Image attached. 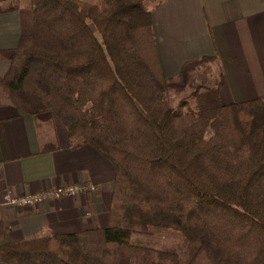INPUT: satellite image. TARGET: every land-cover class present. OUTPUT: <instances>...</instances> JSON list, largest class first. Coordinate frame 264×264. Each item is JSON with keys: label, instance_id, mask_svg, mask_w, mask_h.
I'll return each mask as SVG.
<instances>
[{"label": "trees", "instance_id": "trees-1", "mask_svg": "<svg viewBox=\"0 0 264 264\" xmlns=\"http://www.w3.org/2000/svg\"><path fill=\"white\" fill-rule=\"evenodd\" d=\"M143 1L29 0L18 11L0 85L36 100L70 140L112 165L114 179L106 228L1 244L0 262L181 264L131 242L155 227L193 246L185 264H264V101L223 105L218 70L194 111H175L165 93L216 58L187 62L165 80Z\"/></svg>", "mask_w": 264, "mask_h": 264}, {"label": "crops", "instance_id": "crops-1", "mask_svg": "<svg viewBox=\"0 0 264 264\" xmlns=\"http://www.w3.org/2000/svg\"><path fill=\"white\" fill-rule=\"evenodd\" d=\"M160 2L149 10L165 80L176 78L187 62L215 57L223 105L264 101V0ZM9 8L16 10L1 12ZM29 8V0H0V78L18 43V11ZM38 108L31 96L0 85V245L108 225L114 168L87 144L70 140L58 119ZM89 183L97 187L95 193L34 208L2 205L7 194Z\"/></svg>", "mask_w": 264, "mask_h": 264}, {"label": "rangeland", "instance_id": "rangeland-1", "mask_svg": "<svg viewBox=\"0 0 264 264\" xmlns=\"http://www.w3.org/2000/svg\"><path fill=\"white\" fill-rule=\"evenodd\" d=\"M158 1L159 0H144L143 4L144 7L149 10V8L155 5ZM101 2L102 0H92L91 3L100 4ZM217 77L218 69L216 63H205L190 72L185 87L180 90H170L165 93V97L169 105L175 111L182 113L192 112L195 107L196 95L204 92L206 89L212 88L217 80ZM95 188L97 190L96 186ZM131 242L135 245L173 252L176 254L181 264H185L187 262L193 250V246L187 242L179 232L158 229L155 227H148L143 233L133 235Z\"/></svg>", "mask_w": 264, "mask_h": 264}, {"label": "built area", "instance_id": "built-area-1", "mask_svg": "<svg viewBox=\"0 0 264 264\" xmlns=\"http://www.w3.org/2000/svg\"><path fill=\"white\" fill-rule=\"evenodd\" d=\"M95 191V186L91 184L58 186L30 195L12 196L7 194L3 198L2 205L14 209L34 208L50 201L74 198L79 194L93 193Z\"/></svg>", "mask_w": 264, "mask_h": 264}]
</instances>
